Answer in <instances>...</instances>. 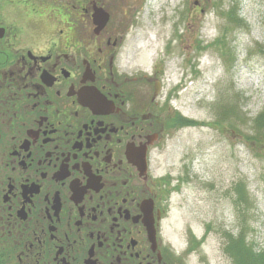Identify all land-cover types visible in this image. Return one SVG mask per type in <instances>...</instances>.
Segmentation results:
<instances>
[{"label": "flooded vegetation", "instance_id": "obj_1", "mask_svg": "<svg viewBox=\"0 0 264 264\" xmlns=\"http://www.w3.org/2000/svg\"><path fill=\"white\" fill-rule=\"evenodd\" d=\"M134 9L0 0V264H188L153 167L163 83L122 68Z\"/></svg>", "mask_w": 264, "mask_h": 264}, {"label": "rangeland", "instance_id": "obj_2", "mask_svg": "<svg viewBox=\"0 0 264 264\" xmlns=\"http://www.w3.org/2000/svg\"><path fill=\"white\" fill-rule=\"evenodd\" d=\"M132 16L122 68L160 79L171 117L153 157L171 240L188 264H237L231 239L264 264V0H135ZM143 21L165 28L145 64Z\"/></svg>", "mask_w": 264, "mask_h": 264}, {"label": "bare ground", "instance_id": "obj_3", "mask_svg": "<svg viewBox=\"0 0 264 264\" xmlns=\"http://www.w3.org/2000/svg\"><path fill=\"white\" fill-rule=\"evenodd\" d=\"M143 27L139 29V32L132 39L131 46L133 51H137L138 59L141 60L142 64L151 60L155 49L159 46L161 39L157 36L161 31L165 30L160 25L155 27L147 26V22H142ZM160 39V41H159ZM174 67V63H173ZM176 68V67H175Z\"/></svg>", "mask_w": 264, "mask_h": 264}, {"label": "trees", "instance_id": "obj_4", "mask_svg": "<svg viewBox=\"0 0 264 264\" xmlns=\"http://www.w3.org/2000/svg\"><path fill=\"white\" fill-rule=\"evenodd\" d=\"M264 120V118H262ZM262 119L259 120L258 124L263 125L264 121ZM181 123L184 122V120H180ZM231 244L228 248V250L235 256V262L237 264H257L258 259L253 258V253L250 250V248H247L243 242L236 241L231 239Z\"/></svg>", "mask_w": 264, "mask_h": 264}]
</instances>
